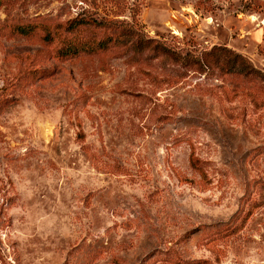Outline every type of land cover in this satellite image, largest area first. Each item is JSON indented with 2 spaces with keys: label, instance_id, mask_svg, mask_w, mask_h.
I'll return each mask as SVG.
<instances>
[{
  "label": "rangeland",
  "instance_id": "374dc122",
  "mask_svg": "<svg viewBox=\"0 0 264 264\" xmlns=\"http://www.w3.org/2000/svg\"><path fill=\"white\" fill-rule=\"evenodd\" d=\"M0 264H264V0H0Z\"/></svg>",
  "mask_w": 264,
  "mask_h": 264
}]
</instances>
